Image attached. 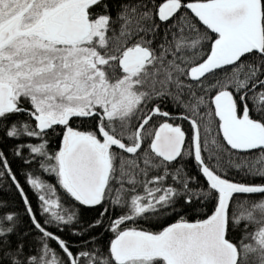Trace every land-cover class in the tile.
I'll list each match as a JSON object with an SVG mask.
<instances>
[{"label":"snow or ice","instance_id":"obj_1","mask_svg":"<svg viewBox=\"0 0 264 264\" xmlns=\"http://www.w3.org/2000/svg\"><path fill=\"white\" fill-rule=\"evenodd\" d=\"M5 180L0 264H264V0H0Z\"/></svg>","mask_w":264,"mask_h":264},{"label":"trees","instance_id":"obj_2","mask_svg":"<svg viewBox=\"0 0 264 264\" xmlns=\"http://www.w3.org/2000/svg\"><path fill=\"white\" fill-rule=\"evenodd\" d=\"M77 126H79L78 122H77ZM184 126L187 128L188 127L187 123H185ZM58 145H59V137L53 138L52 147L57 148ZM9 159H10V163H11V167H12L13 171L18 174L17 178L20 180L21 184L24 186L25 191L27 192L28 196L30 197V199L32 201L34 209L38 210L39 201L37 199V196L34 194V191L30 189V186L25 183L26 166L22 163V161L19 158H15V157L10 156ZM188 171H190L192 174L196 173L195 167L191 164H189V166H188ZM233 177L237 180L242 179L241 175L236 173L235 171L233 172ZM42 178L49 180V181L54 180L53 177H49L46 173L43 175ZM202 182H203V180H202ZM9 185H10V181L5 180L4 186L2 188H0V198L10 202L13 208L22 209L23 204L20 201V197H19L18 193L16 192L14 186H9ZM58 195H62V190L58 191ZM62 199H65L63 197V195H62ZM73 203H75V202L69 200L68 203L66 204V206L70 207ZM78 207H79V211L81 213V219L85 224L96 219L99 215V212L101 211V209L99 207L94 208V209L84 208L83 206H78ZM209 207H211V205H209ZM21 214L23 215V213H21ZM185 218L188 219L190 222L193 221L194 219L201 218L199 215V210H197V211L186 210ZM177 219H178V217L175 214H173L171 216L160 217L158 220L153 219L151 223L142 222L139 226L144 227L146 229H150L152 231H158L162 227L167 226L168 224L175 222ZM25 223L26 224L28 223L27 217H25ZM81 226H83V225H81ZM49 227L51 230L55 229L54 225H50ZM100 231H101L100 229H95L93 234L99 233ZM62 235L64 238L68 239L71 242L73 251H75L78 247H80V245L78 243L79 238L71 235V233L69 231H67V230L64 231L62 233ZM110 238H111V233H104L102 236L98 237V239H100L101 242L105 245L107 244V242ZM53 247H56L55 244H53Z\"/></svg>","mask_w":264,"mask_h":264}]
</instances>
